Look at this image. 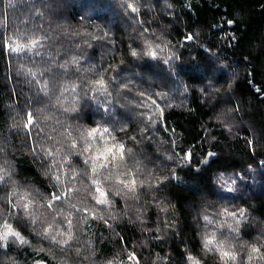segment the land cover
<instances>
[{
    "label": "trees",
    "instance_id": "trees-1",
    "mask_svg": "<svg viewBox=\"0 0 264 264\" xmlns=\"http://www.w3.org/2000/svg\"><path fill=\"white\" fill-rule=\"evenodd\" d=\"M11 3L15 7H8L9 0H0V13L7 17L5 20V16L0 15V31L6 23V35L16 39V35L31 34L43 24V33L52 39L46 42L45 48L39 49L44 63H40L37 56L38 63L33 64L32 53L0 55V149L3 150L0 166H10L13 175L7 188L0 187V217L12 223L17 213L21 216L32 213L37 221H51V210L41 207L42 195L57 189L52 186L54 181L42 173L43 153L37 148L39 155H34L31 148L39 141L45 149L60 150L44 158L46 163L60 161L66 155V129L75 135L76 127L86 126L97 118L95 105L90 108L85 104L79 119H72L74 114L64 112L74 100L82 99V94L80 97L73 94L72 86L80 85L86 75L90 77L91 74L84 71L90 64L129 59L124 55L127 45L133 38L137 44H142L138 34L145 28L149 30L146 35L154 34L159 38L156 42L168 45L162 55L175 52L180 57L176 61L179 76L169 77L162 68H153V62L143 64L141 61L145 79L137 80L133 87L164 93L167 99L156 97L164 112L146 133L149 139L129 146L134 149L135 159L142 162L145 175L151 173L164 180L175 171L179 182L171 180L168 187L160 191L146 185L139 190V199L110 197L111 209L101 211L103 206L96 205L95 218L89 213L79 222L76 217L80 213H75L67 204L58 205L65 209L66 215L72 213L68 218L73 220V245L80 248L82 257H88L87 260L82 257L81 260H64L58 246L40 238L38 222L34 226L29 224L25 232L31 246L12 244L11 259L0 256V261L6 264H12L13 260L15 264H36L37 261L44 264H133L129 254L135 253L139 264H185L182 254L186 249L194 255H204L199 246L203 230L200 217L214 214L219 207L212 189L215 176L226 165L229 172L244 175V180L238 182L239 191L233 194L237 199L232 204L248 208L247 221L236 242L240 251L237 264H245L247 244L255 242L257 237L264 243V0H139L137 21L144 20L143 25L125 19L116 0H63L60 18L45 13L43 19L35 16V10L30 7L32 0H11ZM40 7L37 3V8ZM81 17L85 20L81 21ZM101 30L109 32L118 51H112L113 45L107 41L85 34L99 36ZM77 32L81 35H75ZM193 33L195 39L185 40L186 35ZM73 56L80 60L81 72H75L70 66L65 75L56 68L57 62H70ZM49 59L52 64L47 63ZM47 67L53 68L43 77L49 82V94L37 102L34 98L38 86L29 82L33 77L27 73ZM206 86H210L208 91L202 92ZM116 106L119 108V104ZM29 109L34 113L36 109L42 111L37 114L39 128H32L31 135L26 137L23 123ZM129 115L139 136L135 113ZM40 128L44 131L38 136ZM248 140L254 141V151ZM182 150L193 154L191 167H179ZM209 151L217 153L218 162L197 174L195 169L204 167L197 161L205 159L204 154ZM73 165L80 171L85 168L82 160L75 157ZM52 171L59 175L62 184L80 188V193L72 196V203L82 207L79 201L83 199L85 185L79 179H71L74 173L66 163L58 172L55 168ZM6 192L12 193L17 205L12 213L3 207ZM201 192L206 198H202ZM86 203L89 207L94 205V201ZM24 204L29 205L27 210ZM162 207L167 211H162ZM113 216L116 219H112ZM165 220L175 222V227L166 229ZM228 224L230 220L221 238L228 237ZM57 227L61 231L68 229L66 222ZM156 236L161 238L156 239ZM206 259L217 260L213 255H207ZM253 264L261 262L254 260Z\"/></svg>",
    "mask_w": 264,
    "mask_h": 264
},
{
    "label": "snow or ice",
    "instance_id": "snow-or-ice-1",
    "mask_svg": "<svg viewBox=\"0 0 264 264\" xmlns=\"http://www.w3.org/2000/svg\"><path fill=\"white\" fill-rule=\"evenodd\" d=\"M37 3L42 7L37 8ZM116 3L123 9L125 19L136 21L141 25L145 23L142 19L137 21V15L140 12L139 0H135V2L134 0H116ZM8 7H15L11 0H9ZM30 7L35 10V16L39 19H43L45 13L50 17L60 18L63 0H32ZM168 7H171V5H168ZM0 15H4L5 20H7L5 13H0ZM80 19L84 21L85 17ZM228 23L231 24L233 21H228ZM43 27V24L38 25L31 34L16 35L14 33L16 39H13L12 36L6 35L7 24L5 23L4 30L0 31V55L7 53L19 56L21 53H32L30 61L33 64L38 63L36 60L37 56L40 57V63H44V56L39 49L45 48L47 46L46 42L52 38L43 33ZM148 31L145 28L138 34L142 44H137L136 38H133L132 42L127 45V51L124 55L129 57V59H121L119 63L105 61L100 65L90 64L84 70L91 74L90 77L86 75L80 85L72 86L71 91L73 94L77 97L82 94V99L74 100L72 106L65 108L64 112L74 114L71 117L72 119H79L85 104L90 108L95 105L97 118L86 126L79 125L76 127L75 135H73L72 130L66 129L68 140L64 148L66 155L62 156L60 161L46 163L44 159L52 157L54 152L60 151L59 149H45L39 141H36L32 146L31 151L34 155H39L37 148L43 153L44 158L41 159L40 165L42 173L47 179L54 181L52 186L57 189L42 195L41 207L51 210L52 219L46 223L45 221H37L32 213L27 216H21L17 213L13 217V222L9 223L8 219L0 217V229L3 230L0 231V256L11 259L9 253L12 244L31 246V241L27 238L25 232L29 224L34 226L39 222L41 224L39 230L40 238L49 240L52 244L58 246L64 260H81L82 253L80 248L73 245V220L68 218L72 213L66 215L65 209L57 207L58 205L67 204L75 213H80V216L76 217L77 222H79L86 219L89 213H92L95 218L94 208L96 205L103 206L100 209L101 211L111 209L113 202L110 197L123 196L130 199H139L138 192L146 185L149 188H154L155 191H160L162 188H167L171 180L179 182L175 171L169 177H165L164 180L159 177H153L151 173L145 175L142 171V162L135 159L134 149L129 146L130 144H140L143 140L149 139L146 133L158 123L164 112V107L161 106L156 97H160L161 100L167 99V95L164 93L133 87L137 80L143 81L145 79L141 61H143V64L153 62V68H162L169 77L173 75L179 76L176 61L180 57L175 52L167 56L162 55L168 45L163 42H156L159 38L154 37V34L149 37L146 35ZM37 33L40 34L37 35ZM85 34L92 35L95 40L107 41L108 44L113 45L112 51H118L115 49V42L111 39L108 31L101 30V35L99 36L90 33ZM75 35H81V33L77 32ZM195 36V33L188 34L185 36V40L191 41L195 39ZM84 43L88 44L89 47L91 46L88 41H84ZM47 63L52 64L53 61L49 59ZM70 66L77 73L82 70L80 60L76 56H73L70 62L56 63V68L62 70L65 75H67ZM137 69H140V71H137ZM52 71V67H47L39 72L29 70L27 73L33 77L29 82L38 86L37 95L34 98L37 102H41L48 97L49 82L43 77ZM208 87L210 86H206L201 91L207 92ZM230 88L231 85H229ZM68 90L65 89V91ZM117 104H119V108H117ZM75 105H80V107ZM129 105H131L130 108ZM40 111L42 109H36L35 113L31 109L26 110L23 123L26 137L31 135L32 128H39V117L37 114ZM130 112H134L138 120L139 136L135 134L137 129L132 127ZM43 131L40 128L37 135L39 136ZM247 143L254 151V141L248 140ZM0 151L3 150L0 149ZM182 153L183 155L180 157L182 163L179 167H191L193 154L183 150ZM204 155L205 159L197 161L198 164L204 166L203 168L195 169L197 174L202 172L204 168H210L212 164L217 163L219 160L217 153L209 151ZM174 156L168 157V159H173ZM74 157L81 159L85 165L82 171L74 167ZM64 163L68 165L69 171L74 173L71 179H79L81 184L85 185L83 199L79 201L83 205L82 207H77L75 203H72V196L79 194L80 188L62 184L59 175L52 171L55 168L58 172ZM64 174L67 176L68 172ZM12 179L13 175L10 166H0V187L7 188L9 181H12ZM153 180L155 183H152ZM243 180V174L236 171L229 172L226 165L215 176L212 193L217 196L219 207L214 214H205L200 217L203 220V230L200 233L199 246L201 253L204 255H194L186 249L182 254L185 264H237L240 251L236 242L239 241L242 227L245 225L249 213L247 207H237L232 204V201L237 199L233 194L239 191L238 182ZM16 186L13 184V187ZM200 194L202 198H206L203 192ZM16 195L19 196V193ZM20 198L23 199V197ZM3 200V207L8 213H12L17 208L11 192H6ZM88 201H94V205L89 207V204L86 203ZM23 207L27 210L29 205L24 204ZM161 210L167 211L163 207ZM217 217L219 220H217ZM112 219H116V217L113 216ZM229 220L231 224L227 225L228 237L221 238L224 237L223 228ZM65 222L68 225V229L61 231V228L57 227V225L62 227ZM105 222L107 223V221ZM163 224L166 229L175 227V222H169L168 220H165ZM156 231H160L159 226H157ZM9 237H12L11 243L9 242ZM160 238V236H156V239ZM244 244H247V242H244ZM244 244H241V248L244 247ZM262 249H264V243H260L259 237L256 238L255 242L247 244V260L245 264H253L254 260L264 264V250ZM207 255H213L217 260L209 261L206 259ZM82 259L87 260L89 258L82 257ZM129 259L133 264H139L135 253L129 254ZM0 264H6V261H0ZM12 264H15L14 260ZM36 264H44V262L37 261Z\"/></svg>",
    "mask_w": 264,
    "mask_h": 264
},
{
    "label": "water",
    "instance_id": "water-1",
    "mask_svg": "<svg viewBox=\"0 0 264 264\" xmlns=\"http://www.w3.org/2000/svg\"><path fill=\"white\" fill-rule=\"evenodd\" d=\"M263 19H264V16H263Z\"/></svg>",
    "mask_w": 264,
    "mask_h": 264
},
{
    "label": "rangeland",
    "instance_id": "rangeland-1",
    "mask_svg": "<svg viewBox=\"0 0 264 264\" xmlns=\"http://www.w3.org/2000/svg\"><path fill=\"white\" fill-rule=\"evenodd\" d=\"M235 194V193H234Z\"/></svg>",
    "mask_w": 264,
    "mask_h": 264
}]
</instances>
